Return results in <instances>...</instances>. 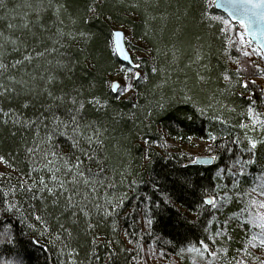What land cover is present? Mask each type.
Listing matches in <instances>:
<instances>
[{"label":"trees","instance_id":"16d2710c","mask_svg":"<svg viewBox=\"0 0 264 264\" xmlns=\"http://www.w3.org/2000/svg\"><path fill=\"white\" fill-rule=\"evenodd\" d=\"M214 2L4 0L0 6V45L4 47L0 50L6 53V63L25 54L23 47L19 52L13 50L12 40L23 39L29 51L56 48L33 65H24L20 72L42 76L45 68L56 69V61L70 55L74 71L56 70L62 81L57 88L65 92L82 88L84 97L95 95L108 101L106 114L97 113L90 105H86V114L89 120H102L108 129L107 175L115 188L106 192L122 197L123 205L114 218L94 217L92 222L97 227L88 234L83 232V220L79 226L69 223L67 226L73 229L69 240L51 217L47 218V230L35 219L37 214L44 215L41 201L17 197L20 207L9 210L10 197L0 191V233H7L13 240L0 244V264H19L21 260L23 264H180L178 257L188 248L216 236L217 229L211 224L216 222L215 208L206 203V195L219 197L226 192L232 199L223 214L234 218L243 246L254 255L249 264H261L264 248L247 244L250 225L241 227L234 214L245 208L249 199L246 193H253L252 199H264L257 188L264 173V143L258 144L257 163L247 167L237 188L233 189V177L227 171L220 177L217 173L228 168L237 171L233 162L240 156L249 158L243 151L249 144L238 125L250 107L264 116V84L255 79L263 72L253 55L263 62L264 57L255 51L257 46L251 40L240 42L239 33L244 29L239 23L232 21L226 26L212 19L230 20ZM56 5L64 6L59 15ZM38 18L47 31L35 27ZM118 27L129 32L127 46L136 50L132 54L139 68L118 58L113 46V30ZM58 31L73 33L76 38L65 35L57 43ZM33 32L38 33L42 44L33 43ZM81 32L84 37L77 35ZM231 63L240 65L234 70ZM153 67L156 72L151 71ZM126 69L139 71L147 79H137ZM122 72L132 85L128 94L124 85L116 92L112 89V78ZM38 107L26 110L27 116L35 115ZM217 116L222 119H215ZM34 135L35 129L0 125V155L5 157L0 183L18 185L36 175L23 148L25 143L31 146ZM193 138L206 142L199 153L214 155L212 165L192 163L197 153L181 144ZM237 138L240 143H236ZM69 145L67 137L59 136L54 150L68 153ZM97 195L103 198V194ZM253 208L264 211L256 204ZM102 236H111L116 245H109ZM229 241L235 243L233 238ZM73 248L78 254H73Z\"/></svg>","mask_w":264,"mask_h":264},{"label":"snow or ice","instance_id":"6c2138e0","mask_svg":"<svg viewBox=\"0 0 264 264\" xmlns=\"http://www.w3.org/2000/svg\"><path fill=\"white\" fill-rule=\"evenodd\" d=\"M4 0H0L2 6ZM264 6V0H231V19L224 21L222 17H213L212 19L221 20L226 26H231L233 20L239 21V24L251 30L255 26L257 17L264 19V12H261V7ZM63 5H56L55 11L59 15ZM43 11V8H41ZM27 27V25H25ZM35 27L41 31H47L44 28L42 21L38 18ZM227 31V28L225 29ZM59 43L65 35L76 38L73 33H57ZM77 35L84 37L85 33H78ZM117 35H121L117 33ZM259 35V33H257ZM91 38L90 36L88 37ZM239 40L243 44H247L250 40L245 37L244 32L239 33ZM33 43L42 44L43 41L38 33H32ZM13 50L19 52L23 47L25 54L22 59H17L11 63L5 62L6 53L0 50V125H11L12 128H23L25 131L35 129V135L31 141V146L28 143L23 145L27 157L32 161V173L27 179L22 180L18 185L9 183L5 185L0 183V191L10 197L7 203L9 210L20 207V201L17 197L25 201L39 200L43 204L44 215L37 214L35 219L41 221L44 228L47 230L49 225L47 218L51 217L57 222L59 229L66 233L69 240L73 238L72 227L67 226L69 223L72 226H79L83 220V232L90 233L97 227L93 223V218L107 219L114 218L119 209L123 205V198L115 195H109L106 190H114L115 185L109 183L107 175L110 169L107 168V156L105 153V134L108 131L104 127L102 120H89L86 114V105L92 106L97 113L106 114L109 108V103L102 100L100 97L91 95L84 97V90L82 88H74L71 92H65L62 88H57L58 83H62L56 70H63V73H72L75 68V62L70 55L62 56L56 61V69H44V75H30L28 73H21L20 68L24 65H33L36 61L41 60L49 51L56 52V48L47 49L43 51H29V45L23 39L12 40ZM229 43H234L229 41ZM0 45V49H3ZM255 51L264 55V44L258 45ZM250 53L245 52V55ZM140 65H136L139 68ZM39 69H37V72ZM131 72V69H126ZM152 72H156L157 68L153 67ZM15 73V74H13ZM137 78L147 79V76H142L139 71L131 72ZM229 79L227 75L224 77ZM204 79V77H201ZM41 83H37V81ZM254 83V81H253ZM247 87V82L244 84ZM114 90L119 89L118 84H114ZM131 84L127 85L130 89ZM16 104L18 107H12ZM5 105H8L6 108ZM35 115L29 117L26 110L30 108H37ZM203 111V110H201ZM248 115L252 117L254 122L259 123L257 115H253V109H248ZM215 119H222L217 116ZM227 123V121H224ZM244 128L246 125L241 124ZM13 136L15 132L11 133ZM59 136L67 137L70 141L69 152L64 153L63 150H54L56 148V138ZM211 139H216L212 136ZM249 146L243 151L248 154L249 158L244 159L243 156L238 157L233 162V167L237 171H232V168L220 169L217 176H222L225 171L233 177L232 187L237 188L240 184V178L246 173L247 167L257 163L256 149L258 144L264 143V140H257L252 137H246ZM236 143H240L237 138ZM5 157L0 155V161ZM47 172L49 175H45ZM3 174H0L2 176ZM10 179V178H9ZM260 183L257 188L260 190V196L264 197V173L261 174ZM224 187H227L225 185ZM220 186L217 185L219 191ZM103 194L97 195V193ZM236 198L241 199L240 193H234ZM249 199L246 202L245 208L240 213L234 216L240 219V226L243 227L245 223L250 225L251 234L247 238V244L252 247L264 248V211L254 209L253 205H259L260 209H264V199H252L253 193H246ZM232 199L228 193H224L219 197L210 196L206 203L213 208H217L218 204L221 206ZM29 207L35 211V205L29 204ZM51 209V211H50ZM64 221V222H61ZM99 222V220H98ZM149 224L151 221H148ZM227 224V221L224 222ZM218 232L216 236L222 235ZM0 244L12 243V238L7 233H0ZM60 238L59 233L57 239ZM215 239V237H213ZM231 239V237H229ZM95 242V241H93ZM203 252L200 248H191L190 251L201 252V255L206 253L215 257L217 253L210 251L209 245L200 241ZM73 254H78V250L71 249ZM222 251H226L223 249ZM248 255L251 252L245 248ZM255 259H260L255 257ZM3 264H16L15 261H4ZM23 264V261H19ZM237 264H243L238 261ZM264 264V260H261Z\"/></svg>","mask_w":264,"mask_h":264},{"label":"rangeland","instance_id":"374dc122","mask_svg":"<svg viewBox=\"0 0 264 264\" xmlns=\"http://www.w3.org/2000/svg\"><path fill=\"white\" fill-rule=\"evenodd\" d=\"M122 28L125 31L124 27H119ZM126 36L129 34V32H125ZM131 53L135 54L136 50L130 49ZM254 61L256 62L257 66L262 70L263 75L256 77L255 79L262 82L264 84V62L262 59L257 55H253ZM240 64L238 63H231V67L236 70V68ZM123 72L120 74L115 75L112 78V85L114 82H117L119 85V88L121 85L125 86V92L129 91L127 88V85L130 84V81L123 76ZM118 91V90H117ZM229 109H232L229 107ZM233 110V109H232ZM253 115H257L259 118V123L254 122L252 117L248 115V112H245L242 117V122L241 124L246 125V127L242 128L239 126V128L242 130L244 135L246 137H252L257 140H264V116L260 114H256L253 112ZM206 142L200 138H193L191 139L190 142L187 143H182L181 146L184 148H189V150H193L195 153H197V156L200 155H207V154H200L199 152L203 149L204 145ZM195 157V158H196ZM194 158V160H195ZM193 160V161H194ZM192 161V163H193ZM195 164V163H193ZM4 161H0V167H4ZM210 196H215V194L210 193L206 195V198ZM226 204L220 205L218 204L217 208L214 209L215 216H216V222L211 223L212 228L215 230L217 229V233L221 232L223 233L222 235L219 236H213L210 235L209 240L204 241V243L209 245L210 251H215L217 255L215 257L211 256L210 252L206 253L204 255H201V252H203L201 244L191 246L188 248L185 252H183V255L178 257V261L180 264H237L238 261L243 262V264H249V258L253 257L254 255L251 253V256L248 255V252L245 251V248L249 250L248 247L243 246L244 241L238 236L236 229L234 228L235 226V220L231 216H225L223 214L224 208ZM227 221V224L224 222ZM108 237V236H107ZM215 237V239H213ZM229 237L233 238L235 240V243H230ZM101 239L105 240L109 245L115 246L116 242L113 240L111 236L108 238L101 237ZM243 246V247H242ZM191 248H200L201 252H194L190 251L189 249ZM223 249H226V251H222Z\"/></svg>","mask_w":264,"mask_h":264},{"label":"water","instance_id":"95a60500","mask_svg":"<svg viewBox=\"0 0 264 264\" xmlns=\"http://www.w3.org/2000/svg\"><path fill=\"white\" fill-rule=\"evenodd\" d=\"M230 4H231V0H215L214 2L215 8L223 12L229 19H231ZM260 11L264 12V6L261 7ZM233 22L239 23L238 19L233 20ZM244 31L246 36L248 38L250 37V40L257 46L264 44V19L257 17L255 26L251 30L244 28ZM117 33H120L121 35H117ZM257 33H259V35H257ZM113 46L120 61L130 65L131 67L136 66L132 54L127 46L126 34L123 29L117 28L113 30ZM114 84H118V83L114 82L113 85ZM113 91L116 92L117 90L113 89ZM215 160L216 157L214 155H200L195 158L193 163L198 165L210 166L215 162Z\"/></svg>","mask_w":264,"mask_h":264},{"label":"bare ground","instance_id":"6f19581e","mask_svg":"<svg viewBox=\"0 0 264 264\" xmlns=\"http://www.w3.org/2000/svg\"><path fill=\"white\" fill-rule=\"evenodd\" d=\"M127 43V42H126ZM129 48V47H128ZM130 50V49H129ZM130 52H131V50H130ZM132 54V53H131ZM132 57H133V54H132ZM134 60V59H133Z\"/></svg>","mask_w":264,"mask_h":264}]
</instances>
